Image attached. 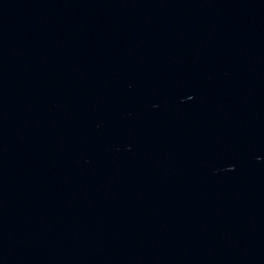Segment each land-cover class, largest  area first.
<instances>
[{
	"label": "water",
	"instance_id": "95a60500",
	"mask_svg": "<svg viewBox=\"0 0 264 264\" xmlns=\"http://www.w3.org/2000/svg\"><path fill=\"white\" fill-rule=\"evenodd\" d=\"M0 264H264V0H0Z\"/></svg>",
	"mask_w": 264,
	"mask_h": 264
}]
</instances>
